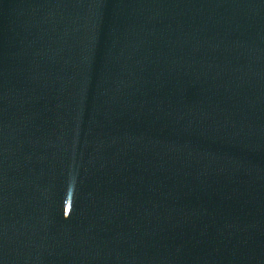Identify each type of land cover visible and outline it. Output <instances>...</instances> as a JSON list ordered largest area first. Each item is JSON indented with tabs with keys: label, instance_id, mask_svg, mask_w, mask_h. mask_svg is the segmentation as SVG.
<instances>
[{
	"label": "water",
	"instance_id": "95a60500",
	"mask_svg": "<svg viewBox=\"0 0 264 264\" xmlns=\"http://www.w3.org/2000/svg\"><path fill=\"white\" fill-rule=\"evenodd\" d=\"M236 0H0V264H34L161 78Z\"/></svg>",
	"mask_w": 264,
	"mask_h": 264
}]
</instances>
